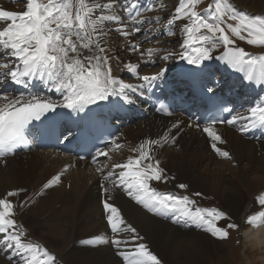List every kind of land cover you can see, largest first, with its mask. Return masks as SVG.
Segmentation results:
<instances>
[{"label":"snow or ice","instance_id":"1","mask_svg":"<svg viewBox=\"0 0 264 264\" xmlns=\"http://www.w3.org/2000/svg\"><path fill=\"white\" fill-rule=\"evenodd\" d=\"M202 3L176 0L170 9L168 0H24L20 11L0 7V164L6 165L9 155L29 147L28 133L34 122H48L43 131L55 132L61 117L70 119L76 113L83 114L78 119L86 127H102L97 110L120 111L136 104L140 97L152 93L157 82L167 80L169 62L174 60L202 65L182 71L207 81L202 90L211 105L209 116L203 126L197 122L187 127L202 131L217 156L232 160L230 152L218 146L226 141L217 126L238 125L241 134L264 129V98L255 103L246 101L250 106L240 112L226 107L228 101L217 96L220 81L212 77L207 62L222 61L242 74L240 88L264 91V51L255 54L237 43L264 48V14H249L232 0H211L201 8ZM175 39L179 43L171 46ZM114 41L123 43L115 45ZM152 41L155 46L145 47ZM121 52L128 56L122 58ZM130 57H135V62ZM144 65L159 67L154 73L141 74ZM121 73L130 74L134 82L123 79ZM156 111L171 115L163 102ZM183 131L182 121L171 123L156 138H145L130 147L131 154L120 161L114 160L112 153L125 145L115 137L109 141L111 147L97 148L91 154L100 177L102 215L110 234L95 235L81 243L110 245L121 264H161L137 228L123 216L114 200L116 191L149 213L185 227L203 228L221 240L230 237L229 230L239 228L236 222L226 226L218 223L231 220L227 212L198 206L192 197H200V192L190 196L154 186V182L169 180L157 150L177 146ZM73 166L65 165L35 195L42 196L59 185L63 173ZM176 187L186 190L189 185L179 183ZM26 191L19 187L0 193V256L10 264H58L57 256L32 239L16 219L17 208L33 203L31 197L19 205L14 202ZM255 200L264 208V193ZM246 222L252 226L264 223V210L249 214Z\"/></svg>","mask_w":264,"mask_h":264},{"label":"bare ground","instance_id":"2","mask_svg":"<svg viewBox=\"0 0 264 264\" xmlns=\"http://www.w3.org/2000/svg\"><path fill=\"white\" fill-rule=\"evenodd\" d=\"M209 2L211 0H203L202 8ZM232 2L238 9L249 14H264V0ZM168 3L171 9L176 0H168ZM0 7L20 11L23 10L24 0H0ZM164 15L166 19L167 13ZM113 43L119 45L123 41ZM178 43L179 40L175 39L171 46ZM239 45L255 54L264 51L260 47L250 49L244 43ZM150 46H155V41L145 45ZM119 54L122 58L128 56L123 52ZM130 58L135 62V57ZM207 63L210 65L212 77L220 81L216 86L217 96L227 100L229 108L240 112L250 106L246 101L255 103L264 98V91L259 87L240 88L238 78L242 74L227 68L224 62ZM169 65L167 80L157 82L153 90L162 98L170 96L173 112L171 117L162 116L155 111L151 99L148 98L151 93L140 97L136 104L127 106L126 110L103 109L104 120H112L116 130L124 129L115 138H119L118 142L125 147L114 151L113 159L120 161L126 158L131 154L130 147L145 138H156L171 123L182 121L184 131L178 137L177 146H168L156 152L169 180L167 183L154 182V186L160 191H173L190 196L195 192L202 193L200 197H192L196 199L197 205L217 207L227 212L231 217L228 221L239 225V237L226 239L223 243L203 228L194 225L185 227L173 223L170 218L149 213L121 191L114 193L115 203L121 208L125 219L144 237L143 242L157 255L161 264H213L214 260H231V249L238 245L237 240L241 245V256L247 264H252V261L264 264V233L254 237L251 234L247 237L244 235L253 227L246 222L247 216L264 210L255 200L256 196L264 193V129H250L248 133L241 134L237 131L238 125H218V131L226 141V144L218 146L229 151L233 159L217 156L211 149L206 134L195 127H187L189 123L197 122L203 126V115L209 107V101L202 90L207 84L206 79H201L194 73H184L182 69L203 66L187 65L180 60L170 61ZM158 67L159 65H144L141 74L154 73ZM121 77L128 82H134L130 74L121 73ZM7 91L14 92L15 89L8 88ZM39 91L41 94L45 93L42 88ZM78 115L81 114L72 113L70 119L66 118L60 123L61 140L58 146L43 147L35 138L31 149L8 156L6 165L0 164V193L19 187L27 189L14 202L19 205L31 197L33 203L23 209L17 208L16 219L24 225L32 239L47 246L57 256L58 264H121L120 258L115 255L110 245L81 243L95 235L110 232L106 230V221L102 215L100 177L95 172L96 165L91 163V157L82 160L72 149L64 148L75 141L79 130ZM133 116L137 118L135 127L127 125ZM225 117L230 118L228 113ZM65 136L69 139L66 140ZM109 147L110 143L106 148ZM101 161L107 163L104 158ZM68 164L74 166L63 173L61 183L37 197L35 193L42 185ZM179 183H186L189 188L179 189L176 187ZM0 264L10 262L6 257L0 256Z\"/></svg>","mask_w":264,"mask_h":264},{"label":"rangeland","instance_id":"3","mask_svg":"<svg viewBox=\"0 0 264 264\" xmlns=\"http://www.w3.org/2000/svg\"><path fill=\"white\" fill-rule=\"evenodd\" d=\"M200 7L202 8L201 5H200ZM237 43L239 44V43H244V42L237 41ZM244 44H246V43H244ZM248 47L250 49H255L254 46L251 47V46L248 45ZM135 120H136V117L133 119V122H132L134 127H135V125H134ZM120 131H121L120 129L117 130V132H120ZM122 131H124V130H122ZM229 222H232V221L225 220L222 223L221 222H218V223H220L221 226H226V224L229 223ZM229 231H230V237L228 239H233V238L238 239L237 237H239V234H240V230L239 229H235L234 233H233V229H231ZM224 241H226V239L221 240V242H223V243H224ZM237 242H238L237 243L238 245L236 247L232 246L233 249H231L232 251H231V255H230V259L231 260H227V261H224V262L223 261L214 260L215 262L213 261V264H231V262H233L234 264H247L246 260L243 259L242 256H241V252H240L241 251V245H239V241L238 240H237ZM226 251L227 250H225V253H226ZM235 251L237 252L236 255L234 254ZM252 264H256V263L254 261H252ZM257 264H262V263L260 261H258Z\"/></svg>","mask_w":264,"mask_h":264},{"label":"clouds","instance_id":"4","mask_svg":"<svg viewBox=\"0 0 264 264\" xmlns=\"http://www.w3.org/2000/svg\"><path fill=\"white\" fill-rule=\"evenodd\" d=\"M262 233H264V223H262L258 226H253L244 235L247 237V236H249V234H251L254 237V236H258Z\"/></svg>","mask_w":264,"mask_h":264}]
</instances>
